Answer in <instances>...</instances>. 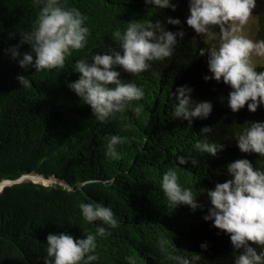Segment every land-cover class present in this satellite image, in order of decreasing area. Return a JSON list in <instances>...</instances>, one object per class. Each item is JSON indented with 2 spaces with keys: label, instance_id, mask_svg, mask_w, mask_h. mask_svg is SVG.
<instances>
[{
  "label": "trees",
  "instance_id": "1",
  "mask_svg": "<svg viewBox=\"0 0 264 264\" xmlns=\"http://www.w3.org/2000/svg\"><path fill=\"white\" fill-rule=\"evenodd\" d=\"M173 3L175 11L152 8L145 0H67L68 7L87 16L89 43L73 51L63 68L37 72L22 69L6 49L20 43V33L33 30L41 5L36 0H0V185L15 182L0 193V264H45L50 233L75 238L94 233L102 222H87L79 208L82 202L111 205L119 220L117 227L109 228L110 235L97 238L100 259L94 264H128L129 256L136 264H174L167 258L176 254L172 244L178 254H199L196 264H234L242 250L233 247L229 234L204 220L211 205L203 189L230 179L227 165L237 159L247 158L264 169V157L242 153L235 140L246 123L264 121V106L255 113L247 106L239 112L227 106L230 86L204 79L211 75L207 56L199 55L206 45L186 23L189 0ZM167 17L180 19L181 25L167 24ZM133 20H160L185 36L178 38L172 56L151 62L147 71L118 69L122 80L144 89L145 96L132 102L141 112L129 109L102 123L68 88L80 75L74 64L116 47L112 32L123 31ZM256 40H264V13L258 18ZM20 51L31 48L24 44ZM256 69L264 71V64ZM20 75L27 76L31 87H22ZM183 85L192 87L194 101L213 103L208 119L189 124L171 117L175 101L170 93ZM204 126L213 127L211 141L225 145L216 157L192 148ZM113 134L129 138L119 146V161L105 156ZM181 155L199 160L195 167H178L181 184L190 187L203 206L196 211L186 205L169 207L160 187L162 174L177 166ZM32 177L49 180L50 185L34 183ZM162 240L168 242L164 250ZM204 243L207 249L201 248Z\"/></svg>",
  "mask_w": 264,
  "mask_h": 264
},
{
  "label": "clouds",
  "instance_id": "2",
  "mask_svg": "<svg viewBox=\"0 0 264 264\" xmlns=\"http://www.w3.org/2000/svg\"><path fill=\"white\" fill-rule=\"evenodd\" d=\"M41 5L36 24L32 31L22 32L20 43L6 49L18 61L22 69L35 71L63 68L73 51L87 47L91 30L87 26V16L75 7H68L67 0H36ZM155 9L176 10L173 0H145ZM257 0H189L190 15L187 25L205 39L208 46L199 50L200 56H207L211 75L205 81L215 80L230 86L227 106L239 112L247 106L255 113L264 106V71H257L253 57L264 58V40H254L243 34L244 25L253 15ZM167 24L181 25L178 18L167 17ZM218 30V39L217 31ZM185 36L183 30L170 31L160 20H133L121 31L116 28L112 39L116 47L109 46L103 52H96L91 59H79L74 64V72L79 78L68 84V88L81 98L83 104L91 107L94 117L106 123L131 109L137 114L139 101L145 91L134 82L121 79L118 69L138 74L151 68L152 63L173 55L179 40ZM215 40V43H208ZM27 44L31 51L21 54L20 48ZM23 88L31 87L25 75L17 77ZM193 89L189 85L177 87L170 96L174 99L173 119L188 121L208 119L213 112L211 101H194ZM236 134L237 146L242 153H256L264 157V121L248 122ZM213 127L204 126L200 130L192 148L195 152L216 157L224 151L225 145L211 141L208 134ZM129 142L127 136L113 134L106 144L105 156L119 161L122 153L119 146ZM191 164L197 166L199 160L193 156H178L177 166L169 167L163 174L160 187L168 206L176 209L181 205L193 211L202 209L196 193L180 182L178 167ZM230 179L216 183L214 189L205 190L211 207L203 217L211 221L217 229L229 234L232 245L242 250L235 257L234 264H264V250L258 251L254 245L264 249V169L255 167L247 159H237L227 165ZM82 217L89 223L101 221L95 232L75 238L71 234L50 233L47 236V257L45 264H94L100 256L97 252L98 237L110 235L109 228L118 226L119 220L111 205L103 203H80ZM107 227H106V226ZM251 242V243H250ZM167 241H160L164 250ZM176 254L168 259L174 264H196L199 254L185 256L172 244ZM207 243L201 248L207 249ZM128 264H136L134 257H126Z\"/></svg>",
  "mask_w": 264,
  "mask_h": 264
},
{
  "label": "rangeland",
  "instance_id": "3",
  "mask_svg": "<svg viewBox=\"0 0 264 264\" xmlns=\"http://www.w3.org/2000/svg\"><path fill=\"white\" fill-rule=\"evenodd\" d=\"M264 13V0H257V7L253 10V15L252 17L249 18V21L247 22L246 25H244V29H243V34L256 40V32H257V26H258V18L261 14ZM218 28L216 29L217 31V39H218ZM199 36V35H198ZM201 39H203L204 43H205V39L201 36H199ZM210 43H215V40H209L208 42ZM206 46H208V44L205 43ZM255 66H261L264 64V58L262 57H253ZM31 180L35 181L36 183H41V184H48V183H44L41 182L40 180H35L33 178H31ZM42 180V179H41Z\"/></svg>",
  "mask_w": 264,
  "mask_h": 264
},
{
  "label": "water",
  "instance_id": "4",
  "mask_svg": "<svg viewBox=\"0 0 264 264\" xmlns=\"http://www.w3.org/2000/svg\"><path fill=\"white\" fill-rule=\"evenodd\" d=\"M44 181H48L49 182V180H46V179H44V178H42ZM24 179H21V180H19L18 182H21V181H23ZM33 181V180H32ZM34 183H36L35 181H33ZM12 184H15V182H10V181H5V182H3L1 185H2V188L0 189V193L4 190V188L5 187H7V186H11ZM37 184H41V183H37ZM52 184H53V182H52ZM0 185V186H1ZM42 185H44V186H49L50 184H42Z\"/></svg>",
  "mask_w": 264,
  "mask_h": 264
},
{
  "label": "bare ground",
  "instance_id": "5",
  "mask_svg": "<svg viewBox=\"0 0 264 264\" xmlns=\"http://www.w3.org/2000/svg\"><path fill=\"white\" fill-rule=\"evenodd\" d=\"M33 179L35 180H40L41 182H44V183H48V181H44L43 179L41 180V178H37V177H32ZM2 188V185L0 186V189Z\"/></svg>",
  "mask_w": 264,
  "mask_h": 264
}]
</instances>
